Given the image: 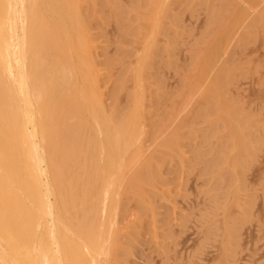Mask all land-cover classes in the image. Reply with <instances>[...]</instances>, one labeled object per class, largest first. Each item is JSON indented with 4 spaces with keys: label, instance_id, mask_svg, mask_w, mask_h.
<instances>
[{
    "label": "rangeland",
    "instance_id": "1",
    "mask_svg": "<svg viewBox=\"0 0 264 264\" xmlns=\"http://www.w3.org/2000/svg\"><path fill=\"white\" fill-rule=\"evenodd\" d=\"M80 1L77 10L91 39L104 112L116 120L109 126L124 131L131 116L140 117L132 151L137 146L141 151L137 161L128 158L131 165L124 161L129 166L124 173L117 168L114 186L120 193L113 190L104 229L112 256L102 260L264 264V0H169L159 24L154 14L161 12L162 0ZM79 94L69 97L78 107ZM83 109L56 108L51 136L62 138L65 127L77 128L73 150L64 148L56 159L65 182L73 174L71 213L90 221L97 203L93 180L74 175L86 166L80 140L96 129ZM83 115L92 126L80 127ZM29 201L23 204L33 213Z\"/></svg>",
    "mask_w": 264,
    "mask_h": 264
},
{
    "label": "bare ground",
    "instance_id": "2",
    "mask_svg": "<svg viewBox=\"0 0 264 264\" xmlns=\"http://www.w3.org/2000/svg\"><path fill=\"white\" fill-rule=\"evenodd\" d=\"M79 1L0 0V68L8 77V82L5 83L0 74V205L3 203L0 206V264H106L102 257L112 256V241L104 231L105 226L107 227L106 216L110 208H113L110 205L114 206L111 203L113 190L115 189V195L120 193V187L116 189L114 186L119 173L117 168L123 172L121 169L129 168L124 166L133 157L132 163L139 158L137 153L141 148L138 150L137 146L136 153L132 148L138 134L137 119L140 121V117L137 112L131 116L124 131L114 130L109 126V122L116 120L111 121L107 112H104L105 100L99 92L98 68L90 54L93 52L91 39L80 20L81 12L77 10L81 7H77ZM162 2L160 3L163 5L158 3L160 8L166 7L170 1ZM163 12L164 8L154 14H159L156 17L158 20L154 17L155 24L156 21L158 24L162 22ZM80 31L83 32V37ZM152 39L151 36L146 43H153ZM230 40L228 41L231 42ZM143 58L139 61V67H144ZM142 70L139 73L137 71V74H142ZM135 90L143 95L141 91ZM76 92L83 99L79 107L69 100ZM137 93L134 97L139 100L141 96ZM136 99L134 98L133 106L137 104L135 108L139 112L137 109L141 107L137 106L141 105ZM56 108H84L86 116L95 121L96 131L93 132L92 129L80 140L84 147L85 169L81 174L74 173L84 182L93 180V198H96L97 203L93 207L90 221L85 214H73L69 209L76 200L71 193L75 189L71 182L73 174L69 177L70 182L64 181L56 156L64 148L69 147L70 150L74 147V143H77L74 137L78 132L77 128L68 126L65 127L62 138L56 132L51 136L53 122L57 119ZM86 124L92 126V123L84 122L83 115L80 127ZM70 151L67 155L72 153ZM99 158L102 159L100 168L96 164ZM128 158L131 159L129 162ZM126 159L127 163H124ZM30 190L37 191L32 202L29 200L34 192ZM81 192L84 194V191ZM3 194L4 197L1 196ZM23 200L29 201L35 212L26 210L29 204L26 206Z\"/></svg>",
    "mask_w": 264,
    "mask_h": 264
}]
</instances>
